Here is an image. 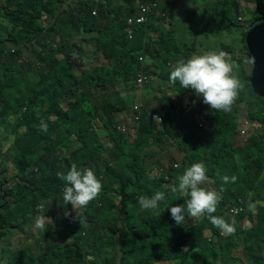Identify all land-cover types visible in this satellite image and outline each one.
Instances as JSON below:
<instances>
[{
    "label": "trees",
    "instance_id": "obj_1",
    "mask_svg": "<svg viewBox=\"0 0 264 264\" xmlns=\"http://www.w3.org/2000/svg\"><path fill=\"white\" fill-rule=\"evenodd\" d=\"M81 1L65 6L66 11L44 34L42 30L44 29L42 14L36 12V6L39 5L41 0H30L24 9L19 12L20 21H24L20 32L13 33V35H3L7 43L14 45L16 50L13 55H21L22 48L25 45L45 41L49 36H60L64 39L70 36L73 31H78L80 24L89 32L86 36H92L80 41H75V39L68 41L70 49L64 54L62 59L57 58L60 52L55 50L46 55H40L45 74L41 76L39 84H27L23 78L12 81L6 86L0 84V102L1 100H9L10 102L21 100L19 98L14 99V95L7 96L12 88L24 89L29 96L26 100H23L25 103L17 102L12 109L15 114H19L23 112L25 107V118L31 123L30 127L25 131L16 133L17 137L12 143H15L16 146L15 153L19 150L26 153L27 163L19 165L18 169L20 170L31 166V163H29L31 154L25 143L35 140L43 141L46 137L53 134L57 127L60 128L66 139L78 145L62 156L60 160H56V162L65 165L76 164L78 169L83 166L92 153L83 154L89 148L95 147L98 137L95 128H99V119L103 122L104 128L113 135L109 122L113 121L120 112L117 105H120L123 111L126 109L128 111V104L123 101L117 103L109 101L117 87L114 78H111L106 87L102 89L93 88V80L91 78L93 67L100 66L102 71H105L109 67L110 58L120 55L127 60V72L124 78H130L132 81L131 87H136L137 76L142 70L147 71L149 77L153 78L152 74L157 75L151 68L153 63L145 64L144 67L139 62L140 55L150 57L149 60L156 62L162 61L167 66L168 64H175L174 62L180 59H188L187 55H189L190 50L185 47L173 50L165 49L164 58H161L158 53L152 55L149 52L151 47L161 44L167 29H162L161 33L155 32V35L152 36L142 27L139 30V34L137 33L133 38V41L127 40L123 34V28L124 19L131 10L130 4L123 5L114 15L112 23L110 24L108 20L104 25L107 27L102 28L99 23L102 26L105 23L106 12L109 13L111 11L113 1ZM122 1L125 2L126 0ZM222 1L217 0V9L222 4ZM51 2L64 3L66 5L64 0H51ZM143 2L150 5L157 4V8L154 11L155 15L159 9L164 8L163 5L165 4L164 0H143ZM96 9L98 10V18H92L91 13ZM44 10L47 12V17L51 18L52 11L48 8H44ZM238 10L235 7L232 15H238ZM164 11L167 10L164 8ZM5 17L7 16L5 15ZM11 23L14 25L15 31L19 24L17 21H12ZM71 24L73 25L71 26ZM229 25L235 29L241 28L239 24L230 23ZM73 37H78V35L73 34ZM173 38L174 34L170 35V39ZM3 43L5 41L0 40V45ZM86 47L93 49L92 57L85 55ZM4 51L5 49L0 47V56ZM99 51L105 57H102ZM138 52L141 54H137ZM91 61H94V63L90 65ZM11 72L12 67L0 59V74L4 78L9 79ZM161 77L163 79L169 78L165 73H162ZM66 88L68 92L65 96L64 90ZM246 88L232 105L231 113L216 116L215 118H210L209 121L203 122L202 118L197 119L192 113L182 117L180 113H172L173 110L166 105L159 104L158 108L161 110L159 115L162 116V121L158 123L152 118L153 113L151 114L149 111L154 99L143 101L144 107L141 108L142 116L139 122L140 131H147L149 136L155 138L152 144L155 148L156 154L154 155L156 159L143 160L142 165H140V152H136L134 156L126 155L124 153V145L121 143V137L125 136L123 134L113 135L114 137L111 139L115 141V144L109 147L107 156L104 158L99 157L105 153L102 150L96 161L99 166L104 167V171H102L103 179L114 176L117 169H122L121 174L115 177V180L120 182L121 201L118 206H112V208L120 210L108 234L105 236L99 235L93 240V248H96L105 240L103 246H108L111 249V253L106 255L102 262L88 261L86 258H82L81 261H77L75 264H157L173 261L175 256H178L177 259L181 261V264H202L209 258L216 257V249H219L222 243L227 244V253L229 255L232 254L233 250L239 249L243 251L245 259L249 260L251 264H264V134L256 135L252 131L250 137L242 141V145L238 148L235 144L238 119L237 121L234 120L238 114V104L244 102L243 104H246L248 109L250 121L253 124L262 125L264 123V99L254 93H251L255 96L254 98L246 96L244 93ZM134 92L135 90L131 91V93ZM128 98L132 102V96L128 95ZM67 100H70V103ZM86 101L90 102L89 106L84 105ZM250 104L253 106L250 107ZM8 111V106H0L2 119L3 115ZM163 111L166 113H163ZM37 113H39L38 116ZM53 117L54 119H52ZM41 121L47 124L46 131L41 128ZM189 130H192V138L197 132H201L202 152L199 154L192 153L191 155L195 158L187 154L184 155L188 161L193 163L201 161L206 163L207 174L214 190L219 191L221 185H223L222 199L213 215L224 218L230 224L234 223L237 233L235 236L232 234L218 235L220 230L209 222L206 215L197 217V226L192 225L195 224L196 217L187 216L184 222L178 225L171 218L170 207L183 205L188 197L181 194L179 201L174 205L171 197L168 196L170 190L165 187V184L169 182L164 177L161 179H156L155 177L149 179L150 175L146 170L156 167L162 170L163 175H169L178 183L177 178L180 175L177 174V171L171 170L173 158L171 151H175L173 147L175 141L179 143L185 142V136L187 137ZM190 145L195 146V144L189 143L188 146ZM184 149L185 145L182 151ZM163 158H168V163L167 161L163 163ZM124 160L127 161L125 165L122 164ZM130 161L132 163H129ZM182 163H187L185 157H183ZM35 175L37 174L35 173ZM224 176H234L236 180L235 182L230 180L227 184H224L221 179ZM34 179L28 181V184L32 185ZM1 180L3 179L0 176V203L3 197L1 192L3 181ZM156 191L165 192V200L159 204L157 209L147 212V210L143 211L140 206H136L139 195L151 196ZM9 192L15 195V202L21 203L28 192V186L21 185ZM250 202H256L259 207L251 210L249 208ZM23 205L21 208L13 209L6 215L0 214V238L4 239L9 236L15 222H20L24 225L29 223L27 222L28 215L30 214V208L35 205V201H27ZM229 206L242 207L244 213L234 219L232 215L227 214ZM105 211L104 207H97L96 216L103 217ZM248 215H250L252 226L243 231L240 224L242 225L244 218ZM185 225L193 227L195 231L184 235L189 240L193 239L192 243L196 249L191 262H188L189 256L184 254L180 247H177L180 241L177 233L179 234V230ZM204 230L211 232L210 241L200 238ZM217 237L220 240L216 241ZM167 246L170 249H167ZM248 246L249 248L246 249ZM147 253H149L148 256ZM88 255H93L97 258L98 251H88ZM241 261V259L235 258V264H240ZM28 264H35V260ZM52 264L57 263L54 261Z\"/></svg>",
    "mask_w": 264,
    "mask_h": 264
},
{
    "label": "rangeland",
    "instance_id": "obj_2",
    "mask_svg": "<svg viewBox=\"0 0 264 264\" xmlns=\"http://www.w3.org/2000/svg\"><path fill=\"white\" fill-rule=\"evenodd\" d=\"M29 1L0 0V40L5 41V43L0 45L2 49H5L0 59L12 67L9 79L4 78L0 74V84L4 86L19 78H23L27 84H39L41 76L45 74L43 72L40 55H46L52 50H55L60 52L57 58L62 59L64 54L70 49L68 41H71V39L80 41L86 37H92L86 36L89 32L80 24L78 31H73L70 36L64 39L60 36H49L45 41L25 45L22 48L21 55H13L16 49L12 43H7L3 35H13V33L20 32L24 21H20L19 12L24 9ZM112 1L113 7L109 13L106 12V21L103 26L99 23L100 27L106 28L107 26L104 25L108 20L111 24L117 11L123 5L130 4L131 10L129 15L124 19L123 28V34L127 40H131L133 35L139 34V30L142 27L152 34V36L155 35V32L161 33L162 29H167L163 35L161 44L149 49L152 55L158 53L161 58H164L165 49L169 48L173 50L179 47H185L190 50L187 58H190L193 54H203L208 51H223L231 57L233 75L239 79L243 86L239 90L238 96L247 86L244 91L246 96L255 97L251 94H256L252 86L254 65L246 62L247 58L250 57L246 38L248 32L254 27L259 26L261 22L259 21L260 16L256 13V4L252 0H223L218 9L216 7L217 0H164L165 4L163 7L167 11H164V8L159 9L156 15L154 12L148 15L141 13V5L146 4L143 0H126L125 2L122 0ZM235 7L239 9V14L236 16L232 15ZM44 8L52 11L51 18L47 17V12ZM36 9L37 13L42 14L44 29H41L44 34L49 31L56 20L66 11L64 3H52L51 0H41L39 5L36 6ZM12 21H17L19 24L15 31L13 28L14 25L11 23ZM230 23L239 24L241 28L235 29L230 27ZM73 34L78 35V37H73ZM172 34H174V38L170 39V35ZM143 43L146 44L145 42ZM93 53L92 48L86 47L85 55L87 57H92ZM99 54L105 57L100 51ZM137 54L140 55L141 53L138 52ZM149 58L140 55L139 62L144 67L145 64L153 63L151 68L157 75L152 74L153 78L150 77V83L144 85L142 88L131 87V79L124 78L127 72V60L120 55L110 58L109 67L105 71H102V67L98 66L93 67L91 72V78L93 80L92 86L95 89L106 87L111 78H114L116 81V91L112 93L109 101L112 103L119 101L127 103L128 111L127 109L123 111V108L117 105L120 112L109 124L112 127L113 135L123 134L125 136L121 137V143L124 145V153L126 155L134 156L136 152H140V165H142L143 160L149 158L156 159L154 155L156 154L155 148L152 144L155 138L149 136L147 131H140L139 122L141 116L137 111H141V107H144L143 101L154 99L150 105L149 111L151 114L161 113L158 106L159 104H164L173 110L172 113H180L182 117L192 113L197 119L202 118V122L209 121L210 118H215L216 116L231 113L232 111V107L227 112L212 110L210 106L203 103V97L197 96L194 90L183 89L179 86V82L173 84L169 78L163 79L161 77L162 73L169 76L170 70L176 62H174L175 64H168L167 66L162 61L156 62L149 60ZM91 63H94V61H91L89 64L91 65ZM134 90L135 92L131 93ZM67 92L68 89L66 88L64 90L65 96ZM10 95H14V99L19 98L21 100L16 102L1 100L0 102V106L6 105L9 107V111L3 115V119L0 116V176L3 179L1 180L3 181L1 189L3 197L0 203V214L6 215L17 207L21 208L27 201L34 200L35 205L30 208L27 221L29 223L27 225L15 222L13 224L14 228L10 231L9 236L4 239L0 238V264H28L32 260H35V264H52L54 261L57 264H75L77 261H81L82 258H86L88 261L102 262L106 255L111 253V249L108 246H103L105 240L99 246L93 248V240L99 235H107L118 217L120 209L112 208V206H118L121 201L120 182L115 180V177L121 174L122 169H117L114 176L103 179L104 175L102 171H104V167L99 166L96 159L102 150L105 153L99 157L104 158L107 156L109 147L115 144V141L111 139L114 136L104 128L103 122L99 119V128H95L98 133L95 147L89 148L83 154L87 155L88 153H92L80 169L91 168L102 181L103 187L98 197L91 201L87 207L76 208L74 211L70 204L67 205L64 203L62 196L64 182L60 181L56 176L58 171L66 172L69 170L72 164L65 165L56 162V160H60L62 156L73 150L78 144L71 143L70 140L66 139L65 135L60 131V128L57 127L55 132L43 141L35 140L25 143V146L28 147L29 153L31 154V160L29 162L31 166L22 170L18 169L19 165L27 163L26 153L22 150L15 153L16 146L15 143H12L17 137L16 133L18 131H25L30 127L31 123L25 118V107L23 108V112L19 114H15L12 109L17 102L25 103L23 100H26L29 96L24 89L14 88L10 90L7 96ZM128 95L132 96V102H130ZM67 102L70 103V100H67ZM243 103L238 104V114L234 118L235 121L238 119V130L235 139V144L238 148L242 145V141L250 137L252 131L256 135L264 134V123L262 125L257 123L253 124L248 118L246 104ZM89 104V101L84 103L85 106H89ZM252 106L250 104V107ZM163 113L166 112L163 111ZM38 115L39 113H37ZM243 132H245L244 135L242 134ZM201 135V132H197L192 138V130H189L187 137L185 136V142H174L173 147L175 151H171L173 157L172 171H177L179 175L183 174L184 169L193 163L192 161H188L184 154L195 158L191 155L192 153L199 154L202 152ZM189 143L195 144V146H188ZM184 145L185 149L182 151ZM183 157L187 161L186 164L182 163ZM167 160L168 158H163L162 162L166 163ZM126 162L124 160L122 164L125 165ZM129 163L132 162L130 161ZM204 164L207 167L205 162ZM146 172L156 179L164 177L169 182L165 184V187L168 189V186L176 183L174 181L175 179L167 174L163 175L162 170L156 167L148 168ZM32 179H34L33 184H28V181ZM21 185H27L28 192L22 202L17 203L15 202V195L11 192L8 193V191L15 190ZM202 186L214 190L211 183ZM180 195L181 193L173 194L171 192L168 194L172 202H174V205L179 201ZM40 204L44 206V214L52 219L46 231L34 228L33 218L37 214L36 208ZM136 206L139 207V204ZM97 207H104L106 209L104 216L101 218L96 216L95 211ZM258 207L259 204L256 202H250L249 208L251 210L257 209ZM66 211L70 215L65 216ZM150 211L147 210V212ZM197 222L198 219L196 217L195 224L192 225L197 226ZM251 226L250 215H248L244 218L242 230L245 231ZM194 232L193 227L185 225L179 230V234L177 233V237H180L177 247H180L184 254L189 256L188 262L193 261V254L196 249L192 243L193 239L189 240L184 235ZM203 232L200 238L210 241L212 237L211 232L207 230ZM221 234L223 232L220 230L218 235L221 236ZM218 240H220L219 237L216 238V241ZM167 249L170 248L167 246ZM227 249V244L222 243V246L216 249L215 258H209L206 262H199H202V264H235V258L245 259L243 251L239 249L233 250L232 254L229 255ZM88 251H98V257L88 255ZM148 255L149 253H147ZM177 258L178 256H175L173 261L157 264H181V261Z\"/></svg>",
    "mask_w": 264,
    "mask_h": 264
},
{
    "label": "clouds",
    "instance_id": "obj_3",
    "mask_svg": "<svg viewBox=\"0 0 264 264\" xmlns=\"http://www.w3.org/2000/svg\"><path fill=\"white\" fill-rule=\"evenodd\" d=\"M64 1L65 6H70L79 0ZM144 8L149 9V11L143 12ZM156 8L157 4H142L141 13L148 15L154 12ZM97 15V9L91 13L92 18H98ZM135 36L136 34L133 35V38ZM133 38L129 41H133ZM246 62L254 65L255 58L248 57ZM169 79L173 84L179 82V86L183 89L194 90L197 96L203 97V103L210 106L212 110L224 112L231 110L239 90L243 87L239 79L233 75L231 57L223 51H208L203 54H193L187 60H178L170 70ZM154 119L155 121L160 120V117L157 116ZM41 128L47 130V124L43 121H41ZM56 176L64 182L62 187L64 203L70 204L74 211L76 208L87 207L91 201L98 197L103 187L102 181L91 168L78 169L76 164H72L66 172L58 171ZM152 178V176L149 177V179ZM177 179L178 183L168 186L170 192L173 194L181 193L188 197L183 205L170 207L171 218L178 225L184 222L186 216L195 218L206 215L209 222L223 232L221 235L232 234L235 236L237 234L234 223L230 224L224 218L213 215L222 199L224 188L221 185L217 191L202 186L211 182L204 162L192 163L184 169L183 174ZM221 179L224 184H227L230 180L235 182L236 177L224 176ZM164 200L165 192L163 191H156L151 196L141 194L137 197L142 210H155L159 207V203ZM236 207L239 206L228 207L229 212L227 214L232 215L234 219L244 213L243 208L237 214L232 213L231 210ZM36 213L33 218L34 228L46 231L52 219L44 214L43 204L37 206ZM68 215L70 213L66 211L65 216ZM240 227L242 229L241 224ZM248 248L249 246L246 249ZM241 260L240 264H251L249 260Z\"/></svg>",
    "mask_w": 264,
    "mask_h": 264
},
{
    "label": "water",
    "instance_id": "obj_4",
    "mask_svg": "<svg viewBox=\"0 0 264 264\" xmlns=\"http://www.w3.org/2000/svg\"><path fill=\"white\" fill-rule=\"evenodd\" d=\"M261 24L247 34L246 44L250 57L255 58L252 86L257 96L264 99V0H252Z\"/></svg>",
    "mask_w": 264,
    "mask_h": 264
},
{
    "label": "built area",
    "instance_id": "obj_5",
    "mask_svg": "<svg viewBox=\"0 0 264 264\" xmlns=\"http://www.w3.org/2000/svg\"><path fill=\"white\" fill-rule=\"evenodd\" d=\"M147 11H149V9H145V8L143 9V12H147ZM132 38H133V36H132ZM149 83H150L149 73L147 71H145V70H142L141 72H139V74L137 76V79H136L135 86L137 88H142L144 85L149 84ZM137 113H139L140 116H141V111H137ZM157 116L160 117V120H156V122L160 123L162 121V117L159 114H157V113L156 114L155 113L152 114V118L153 119L155 117H157ZM242 134L244 135L245 132H243ZM241 210H242V207H238V208L236 207V208L232 209L231 211H232V213L237 214Z\"/></svg>",
    "mask_w": 264,
    "mask_h": 264
}]
</instances>
